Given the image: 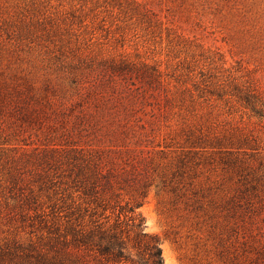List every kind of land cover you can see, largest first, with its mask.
Listing matches in <instances>:
<instances>
[{"label": "rangeland", "instance_id": "1", "mask_svg": "<svg viewBox=\"0 0 264 264\" xmlns=\"http://www.w3.org/2000/svg\"><path fill=\"white\" fill-rule=\"evenodd\" d=\"M246 96L262 107L264 0H0V264L68 257L74 148L132 177L164 264H264Z\"/></svg>", "mask_w": 264, "mask_h": 264}, {"label": "trees", "instance_id": "2", "mask_svg": "<svg viewBox=\"0 0 264 264\" xmlns=\"http://www.w3.org/2000/svg\"><path fill=\"white\" fill-rule=\"evenodd\" d=\"M245 101L251 112L264 116V103L257 107L254 96H246ZM71 151L75 152L68 160L71 183L65 188L69 193L56 204L63 213L58 218L65 223L62 243L68 257L49 264H164L159 240L144 231L137 210L143 203L140 191L128 200L120 199L132 177L91 152Z\"/></svg>", "mask_w": 264, "mask_h": 264}]
</instances>
